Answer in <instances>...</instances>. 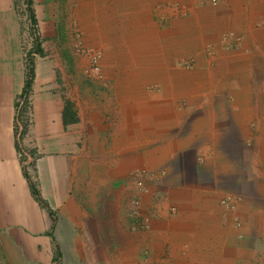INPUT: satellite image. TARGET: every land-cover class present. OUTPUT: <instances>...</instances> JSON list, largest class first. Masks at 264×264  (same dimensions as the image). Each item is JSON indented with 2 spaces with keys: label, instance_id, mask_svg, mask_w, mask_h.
I'll use <instances>...</instances> for the list:
<instances>
[{
  "label": "crops",
  "instance_id": "crops-1",
  "mask_svg": "<svg viewBox=\"0 0 264 264\" xmlns=\"http://www.w3.org/2000/svg\"><path fill=\"white\" fill-rule=\"evenodd\" d=\"M64 3L45 8L28 135L43 154L33 166L40 197L60 203L73 226L87 223V252L78 237L72 253L49 251L70 226L35 200L24 174L14 125L22 71L11 98L0 101V226L21 230L19 257L26 264H264V0ZM65 10L83 19V44L101 52V79L79 77L85 59L72 51V30L56 24ZM227 32L240 36L238 46L221 44ZM69 171L74 190L65 197L57 188ZM135 195L151 217L145 232L129 230Z\"/></svg>",
  "mask_w": 264,
  "mask_h": 264
},
{
  "label": "rangeland",
  "instance_id": "rangeland-1",
  "mask_svg": "<svg viewBox=\"0 0 264 264\" xmlns=\"http://www.w3.org/2000/svg\"><path fill=\"white\" fill-rule=\"evenodd\" d=\"M48 1L49 0H45L43 4L40 0H31V4L29 5L27 4L26 0H0V101L2 102L8 101L11 98V96L13 95L12 92L14 89V84H16L17 80L22 78V71L23 74L25 72L27 52L33 47L34 37L37 36L38 42L40 44L43 41L40 30L42 25L48 18V14H45L47 12L45 8H51L48 4ZM64 2V7L69 5L68 0H64ZM29 8L34 11V14L36 12V15L40 18H42V16L39 13L41 12L42 14H44L42 23L36 22L35 25L32 24L31 20L29 19ZM68 17L69 12L65 10L63 16H61L62 19H56V24L61 27V29L67 30V28H69L70 30H72V36L75 40L73 42L72 51L76 56L83 57L85 59V65L80 69L79 77H87L85 76V74L87 75V54H81L75 50V44L77 42L80 43V46H84L87 48V46L83 44V28L80 26V24H83V19L76 21L73 17H71L70 19ZM36 56L37 54H32L34 64ZM181 62L182 60L179 61V63ZM76 75H78V73ZM77 93L80 95L83 94V87H77ZM21 100L23 101V104L19 108V101ZM31 102L32 99L30 95L26 100L24 98L21 99L18 96L16 97L14 104V125L17 127V130H15L17 134L19 132L17 137L18 145L20 148L19 153H21L20 159L21 161H23L25 158L30 157L29 162H27V164L25 165L22 164V167L25 171V174L28 175L29 179L35 184L36 188H38L39 184L41 183L38 178L39 173L37 172L38 169H35V167L33 166L36 163L35 157L39 158L40 154L42 153L39 152V148L35 145V140L32 137L33 133L31 132L28 135L29 130L31 129L30 127L33 123ZM22 152H25L27 155L24 156ZM84 166H86V169ZM81 169L82 171H85V173H87V164L81 165ZM69 172L65 174L67 175V177L65 176L63 178L62 174H60L59 177L61 182L62 180H68L66 182L64 181L65 185L63 186L64 190L62 189L63 192L62 190H60V188H57V194H63L65 197H67V193H71L72 189L74 190V187H69L68 184L69 175L70 178L73 175L71 171ZM46 176L50 177V175L48 174ZM53 177H55V175H53ZM136 190L139 189L136 187ZM63 195L62 197H64ZM65 200L66 199H62V202L64 203ZM136 200L138 201V203H135ZM45 204V211L49 210L48 206L52 207V210L50 211L55 216V222L56 220L58 221L62 218L64 219L63 224H68L70 226L69 228H62L61 231H58L59 235H57L56 233L58 239L56 238V240H53V244L50 243L49 251L54 255L59 253L61 254V249L62 252L72 253L75 251L74 248L76 242L74 241V239L78 237V240L80 242L77 243L76 246L79 247L82 252H87V223L85 224L79 221L78 224H75L73 226L69 221L65 220V218L69 216V212L61 211L60 203H57L58 205H55L53 203L48 205L45 202ZM127 216L131 221L129 230L132 233L137 231L145 232L149 230L151 225V217L148 212L143 211L141 205V197L139 195L132 196L131 207L127 212ZM146 218L149 224L148 228L141 226ZM20 232V229L14 230L8 227L0 226V264H26L24 261L25 259L23 260L19 257V254H22V252H24V250L21 249L20 244L17 243V241L19 240L18 233ZM58 241L59 243L57 244ZM59 262L60 263L57 264L69 263L65 260L63 261V259H59ZM49 264L52 263L50 262Z\"/></svg>",
  "mask_w": 264,
  "mask_h": 264
},
{
  "label": "built area",
  "instance_id": "built-area-1",
  "mask_svg": "<svg viewBox=\"0 0 264 264\" xmlns=\"http://www.w3.org/2000/svg\"><path fill=\"white\" fill-rule=\"evenodd\" d=\"M212 3H215L216 0H209ZM241 38L240 36H237L233 33L227 32V33H223V35L220 37V41L221 44L228 48L229 47V42H232L233 45L238 46L240 44ZM75 50L81 54H87V57L89 58V66L87 68V72L90 73L91 75H93V77L95 78H102V72H101V52L99 50L96 49H90V48H86L84 46H80V43L77 42L75 44ZM181 64L183 66L186 67H190L192 65V61L191 59H182ZM19 108L21 107V105L23 104V101H19ZM17 128V127H16ZM20 128V127H19ZM19 131V130H18ZM19 133V132H18ZM22 154L24 156H26L27 154L25 152H22ZM21 156V153H19V157ZM29 158H23L24 160L22 161V164L25 165L27 164V162H29ZM136 187L141 191H145L142 185V181H137L136 183ZM232 200L231 198L227 197L226 199L223 200V203L228 205L229 207H233V203H231ZM135 203H138V201L136 200ZM142 227L148 228L149 224L147 222V218L145 219V221L143 222V224H141Z\"/></svg>",
  "mask_w": 264,
  "mask_h": 264
},
{
  "label": "trees",
  "instance_id": "trees-1",
  "mask_svg": "<svg viewBox=\"0 0 264 264\" xmlns=\"http://www.w3.org/2000/svg\"><path fill=\"white\" fill-rule=\"evenodd\" d=\"M27 4H31V0H26ZM29 12V19L31 20L32 24H36V17L34 14V11L32 9H28ZM32 54H39L43 55V48L41 47L40 43L38 42L37 36L34 37V43L33 47L27 52V62H26V69L24 72V85L22 88V91L18 95L21 99H27V97L30 95V91L32 89V84L35 76V70H34V60L32 57ZM64 117L66 118V112L64 113ZM25 174V171H24ZM26 178L29 181V186L31 189V192L33 196L35 197V200L40 204L45 206V201L40 197L39 192L35 186V184L29 179L28 175H26Z\"/></svg>",
  "mask_w": 264,
  "mask_h": 264
}]
</instances>
